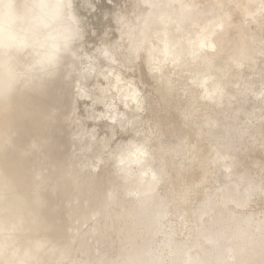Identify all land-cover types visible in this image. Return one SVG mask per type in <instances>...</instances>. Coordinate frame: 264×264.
<instances>
[{"label":"clouds","instance_id":"obj_1","mask_svg":"<svg viewBox=\"0 0 264 264\" xmlns=\"http://www.w3.org/2000/svg\"><path fill=\"white\" fill-rule=\"evenodd\" d=\"M0 264H264V0H0Z\"/></svg>","mask_w":264,"mask_h":264}]
</instances>
